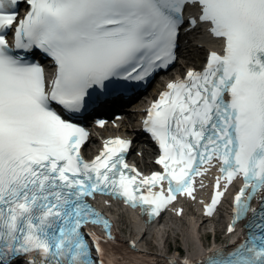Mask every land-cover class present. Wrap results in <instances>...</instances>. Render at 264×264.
I'll use <instances>...</instances> for the list:
<instances>
[{
    "label": "snow or ice",
    "instance_id": "1",
    "mask_svg": "<svg viewBox=\"0 0 264 264\" xmlns=\"http://www.w3.org/2000/svg\"><path fill=\"white\" fill-rule=\"evenodd\" d=\"M195 32L214 40L206 62L140 124L155 167L128 162L132 135L88 157L89 119L105 126L101 109L171 69ZM213 170L205 212L242 180L228 231H248L199 260L139 251L90 202L107 194L150 223ZM0 264H264V0H0Z\"/></svg>",
    "mask_w": 264,
    "mask_h": 264
},
{
    "label": "bare ground",
    "instance_id": "2",
    "mask_svg": "<svg viewBox=\"0 0 264 264\" xmlns=\"http://www.w3.org/2000/svg\"><path fill=\"white\" fill-rule=\"evenodd\" d=\"M203 48L201 45H199L198 48L194 49L193 56H195L197 59H199L200 54L202 52ZM190 61V59H188ZM188 64V62H186ZM191 64H193L191 62ZM176 70H180L181 68L176 66ZM173 74H175L173 72ZM173 74L170 76L172 77ZM131 120L127 119L122 125L130 127ZM100 132H102L105 136L109 135L111 132L114 131V126L109 125L107 128L99 129ZM126 132V131H125ZM139 135V129L135 126H132L131 131H127V135ZM94 143H90L88 147H86V150H88L89 147L93 146ZM149 154H151V151L149 149L146 150V159L142 162L143 164H148L150 161L148 158ZM211 188V187H209ZM232 189V187L228 190V192ZM197 192H199L197 190ZM208 190L205 187L204 189H200V192L196 195L195 200H191L189 198L185 199L182 198L180 201L182 204H180L178 207L183 208V215L186 216L188 219L185 223H187L186 227H183V233H184V248H182L185 251H197L199 252L205 244H203V235L201 233H198L200 228L202 227V224L205 223L207 219H209V214H207L205 211H203V208L201 207V199L207 194ZM228 192L225 194V196L220 201V206H224L227 203V195ZM94 200H98V197H95ZM112 200V203L109 204L107 201ZM106 209L110 212L112 216H114V229L117 230L118 237H120L121 240L126 241V239L130 240H136L137 245L136 247H140L142 250H148V249H155L160 254H168L170 248H174L170 243H167L166 239L164 238V233H169V229L172 227L169 226V229L162 230L159 226L163 223L164 219L157 220L154 222V224H144L142 222L139 214L137 211H133L127 207L124 206V204L120 203V201H117L115 199H104L101 201V203ZM177 207V208H178ZM221 207V208H222ZM175 214H171L172 217H168V219H171L172 221L178 222L182 219L181 216L178 217V212L174 211ZM170 214V213H169ZM217 215V214H216ZM169 225L166 224L165 226ZM154 226V227H153ZM153 229H157V235L161 234V238H157V236L150 238V233ZM126 230H132L130 233H125ZM225 232H227V235H231L233 232H229L228 229L225 226ZM155 233V232H154ZM156 234V233H155ZM149 239L145 244H143V241ZM176 249H179L178 247H175ZM180 250V249H179Z\"/></svg>",
    "mask_w": 264,
    "mask_h": 264
},
{
    "label": "rangeland",
    "instance_id": "3",
    "mask_svg": "<svg viewBox=\"0 0 264 264\" xmlns=\"http://www.w3.org/2000/svg\"><path fill=\"white\" fill-rule=\"evenodd\" d=\"M136 155H138V158H141L139 154H136ZM143 165L146 166V164H143ZM168 217H172V215H168ZM168 217L164 219L163 223L159 226L162 230H167L169 229V226L172 224L171 225L172 227L169 229V233L167 234L164 233L165 236L163 239H166L167 243H170L174 248L175 247H178L179 249L184 248V233H183L182 228L186 227L187 223L185 222L187 221L188 218L186 216H181L182 219L179 220L178 222H175V221H172L171 219H168ZM225 222L226 221H225V217L223 213L217 214L216 217L207 219L205 223L202 224V227L200 228L198 232L203 235V238H204L203 244L207 245V243H211L213 239L224 241L226 237V232H224ZM168 223L169 225L165 226ZM156 230L157 229H153L151 231L150 238L154 236H157V238H161L162 235L161 234L157 235ZM127 232L130 233L132 232V230H126L125 233ZM148 240L149 239L144 240L143 244L146 245ZM151 250L155 251V249H151Z\"/></svg>",
    "mask_w": 264,
    "mask_h": 264
}]
</instances>
